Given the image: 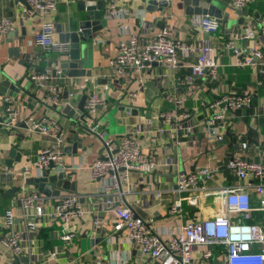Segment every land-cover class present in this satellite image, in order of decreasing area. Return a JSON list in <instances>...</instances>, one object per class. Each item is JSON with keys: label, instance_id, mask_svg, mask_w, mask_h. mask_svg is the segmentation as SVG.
Returning a JSON list of instances; mask_svg holds the SVG:
<instances>
[{"label": "crops", "instance_id": "obj_1", "mask_svg": "<svg viewBox=\"0 0 264 264\" xmlns=\"http://www.w3.org/2000/svg\"><path fill=\"white\" fill-rule=\"evenodd\" d=\"M145 1L58 0L54 12L28 14L24 12L26 4L22 0H0V21L7 19L13 22L12 30L0 35V236L3 232V215L7 210L14 214V227H24L18 208L22 190L38 192L36 184H25V180L40 175L31 165L36 162L42 149L54 144L53 139L30 132L21 122L10 124L4 110L3 98L6 97L15 103L20 118L45 117L57 122L64 132L63 164L66 167L61 173L64 174L63 182L68 183L58 195L40 194L51 203L64 193L78 194L79 202L90 212L72 224L74 237L68 243L59 239L60 221L40 218L35 234L31 236L35 255L30 264H63L68 259L77 260L79 264H90L95 260L105 264L149 262L147 258H139L136 249L125 242L123 232L112 229V219L102 204L103 196L100 193L108 179L99 182L90 179L88 167L102 153V140L110 138L118 143L120 137L134 126L144 129V133L137 137L141 150L150 155L158 166L148 174L132 172L128 182L120 185L122 193L118 192L114 197L118 204L131 208L142 218L153 217L154 226L162 232L174 229L186 219H199L212 213L209 210L211 202L207 199L199 208L184 203L181 220L167 215L168 206L176 196L173 192L176 172L217 166L234 155L254 161L264 160V66L236 67L232 63L231 52L223 47L225 40L235 33V28L236 32L243 25L258 29L259 23L264 21V0H252L239 13L229 9L228 0H214L215 6L228 14V20L222 29L220 18L212 17L219 24L218 31L213 34L201 33L191 26V20L200 15L188 14L187 6L180 0H170L163 14H160L159 8L147 10ZM88 2L104 4L102 27L81 53L83 67L90 71V76L68 77L65 72L51 81L58 87L60 99L59 105L53 106L46 100L45 90L30 80V74L32 71L51 73L48 62L55 67L63 59L37 47L34 34L44 21H51L54 26L62 24L65 31L77 29L85 15L82 7ZM110 6L116 10H126V13L106 17ZM239 20H242L241 24ZM162 27L170 29L176 41L190 48L185 56L178 49L180 66L170 70L154 64L143 72L141 83L129 75L116 74L111 60L117 45L131 35L138 36L144 42ZM53 39L60 42L55 28ZM202 41L208 42L215 50L220 66L214 80L207 77L198 79L193 94L185 100L183 109L190 114L195 128L193 132L185 134L173 125L162 122L161 114H173V105L165 98L183 94L177 78L187 72L186 65L193 61ZM235 45L244 51L254 47L260 49L264 62V34L259 33L254 41L236 40ZM5 81L7 83L3 85ZM104 85L109 87L104 104L98 109L93 122L90 123L86 117L84 123L81 120L82 112L78 109L82 98ZM229 92L250 94L251 105L230 111L226 118V136L221 142H210L205 131L211 115L208 105L217 96ZM128 93L135 94V98L128 100ZM108 115L112 120L107 119ZM79 126L89 128L92 133ZM161 129L162 134L159 132ZM97 133L101 134V138ZM244 142L247 147L241 149ZM6 161L10 162L11 167L5 165ZM166 162L171 165L167 168L159 166ZM26 167H30L28 176L22 172ZM237 182L232 174L223 171L208 184L217 187ZM69 184H73L74 191L70 190ZM11 188L16 190L7 196L6 192ZM154 190L163 191L160 200L153 197ZM45 210H49V204ZM95 215L104 219L99 228L93 225ZM54 251L59 255L52 262L48 258ZM12 258L10 252L0 244V264H10Z\"/></svg>", "mask_w": 264, "mask_h": 264}, {"label": "built area", "instance_id": "obj_2", "mask_svg": "<svg viewBox=\"0 0 264 264\" xmlns=\"http://www.w3.org/2000/svg\"><path fill=\"white\" fill-rule=\"evenodd\" d=\"M24 12L36 14L54 12L58 0H24ZM252 0H228L229 9L240 12ZM126 10H116L110 6L106 17L126 13ZM247 19L249 16L247 15ZM191 26L201 33L213 34L218 31V22L210 16L200 15L191 20ZM239 32L225 40L223 47L231 52L232 63L236 67L264 66L263 54L258 48L244 51L235 45L236 40L254 41L256 36L264 34V21L259 23L258 29L251 25H243ZM13 22L0 21V35L12 30ZM54 25L51 21L40 23L34 34L35 45L50 54L61 55L68 51V43L56 42L53 39ZM181 50L188 55L190 48L176 41L170 29L162 27L153 36L144 42L138 36L131 35L121 41L111 60V67L119 75H129L141 83L142 74L152 65L158 64L170 70H176L181 60L177 51ZM220 66L212 46L202 41L195 53L193 61L186 65L187 72L177 78L183 88V94L165 98L173 105V114H161L162 122L171 124L179 132L189 134L194 131L190 114L183 109L185 100L194 92L193 88L198 79L210 78L214 80ZM61 69H55V79L62 76ZM30 80L45 90L46 100L53 106L60 103L59 89L51 83L54 80L48 71L38 73L32 71ZM109 93L107 85L90 92L84 103L87 120L93 122L98 109L104 104ZM252 96L245 93L229 92L217 96L210 104L211 110L205 131L210 142H221L226 136L228 113L234 110L247 108L251 105ZM128 100H133L135 94L128 93ZM5 113L10 124L23 123L30 132L53 139L54 144L42 149L36 162L31 166L38 172L49 170V174H58L65 170L63 164L65 141L62 128L54 120L43 117L40 119L31 116L20 118L15 103L11 98H3ZM141 126H134L118 143L112 139L103 141L102 153L89 165L91 181H108L101 188L103 206L112 219V229L123 232L125 242L136 249L139 258H147L145 264H264V160L254 161L241 155H234L217 166L195 167L191 172H176V181L173 192L175 198L169 204L167 215L174 220H181L184 214L183 204L189 207H200L209 199L211 215L199 219H186L179 222L174 229H165L163 232L154 226L153 217L142 218L131 208L121 206L115 201L114 194L122 193L120 185L128 182L132 172L151 173L158 166L150 155L141 150L140 134L144 133ZM163 130L159 132L162 134ZM99 136L100 133H97ZM101 138V136H100ZM247 147L241 144V149ZM171 163L159 164L167 168ZM30 166V167H31ZM29 167V168H30ZM29 168L23 169L28 176ZM232 174L237 183L210 187L208 183L214 180L221 172ZM154 198L160 200L162 190L152 191ZM80 195L64 193L54 202L35 191L22 190L18 201L20 217L24 220V227H14V214L7 210L3 215L2 234L0 244L14 256H25L30 264L34 257L31 245V236H34L38 227V220L45 218L48 221L57 220L62 224L59 239L68 243L74 237L72 224L90 212L79 202ZM49 204V210L45 207ZM261 214L259 220L253 216ZM249 219V221H248ZM251 220V221H250ZM101 216H94L93 225L98 227L103 223ZM59 252L49 254V261L55 262ZM153 262V263H151ZM63 264H79L77 260L68 259ZM90 264H105L95 260Z\"/></svg>", "mask_w": 264, "mask_h": 264}, {"label": "water", "instance_id": "obj_3", "mask_svg": "<svg viewBox=\"0 0 264 264\" xmlns=\"http://www.w3.org/2000/svg\"><path fill=\"white\" fill-rule=\"evenodd\" d=\"M25 4L26 2L22 0ZM185 6H187L188 14L195 15H207L210 17H217L219 19L220 27L223 29L227 24L228 14L223 12L220 8H217L214 4V0H180ZM146 9L147 10H157L160 9V14H163L165 9L170 5V0H146ZM194 7L190 9L191 6ZM84 17L83 20L79 22L78 28H70L65 31L62 24H55V32L58 34L60 42L68 43V52L62 53L59 55L63 60L57 62V66H53L52 62H48V66L51 67V74L54 77L55 81V69L59 68L63 73L66 72L68 77H79V76H90V71H86L83 67V62L81 61L83 50L87 49L89 41L92 39L94 34L97 33L102 27L101 22V11L104 9L103 2H88L83 5ZM237 12H240L237 10ZM223 17V18H221ZM242 20H239L238 23L241 24ZM237 31V28L234 30ZM7 82H2L5 85ZM55 83V82H54ZM85 101V96L82 98L78 109L82 112L81 120L85 123L86 113L83 108ZM83 130L91 132L89 128H84L79 126ZM92 133V132H91ZM7 167H11L9 161L5 162ZM23 172V169H22ZM63 173L58 174H49V170L41 172L40 175L25 180V184H36L38 192L47 195H58L63 186L66 185V182H63ZM63 184V185H62ZM71 191H74L73 184H69ZM53 187V190H52ZM16 188H11L6 192V195L14 193ZM5 195V196H6ZM27 264L28 259L25 256H14L10 264Z\"/></svg>", "mask_w": 264, "mask_h": 264}, {"label": "trees", "instance_id": "obj_4", "mask_svg": "<svg viewBox=\"0 0 264 264\" xmlns=\"http://www.w3.org/2000/svg\"><path fill=\"white\" fill-rule=\"evenodd\" d=\"M260 217H261V214H257V215H254L253 216V218H254V220H259L260 219ZM248 221H249V219H248ZM251 221V220H250Z\"/></svg>", "mask_w": 264, "mask_h": 264}, {"label": "rangeland", "instance_id": "obj_5", "mask_svg": "<svg viewBox=\"0 0 264 264\" xmlns=\"http://www.w3.org/2000/svg\"><path fill=\"white\" fill-rule=\"evenodd\" d=\"M108 116H109V115H108ZM107 119H108V120H112L111 116H109Z\"/></svg>", "mask_w": 264, "mask_h": 264}]
</instances>
